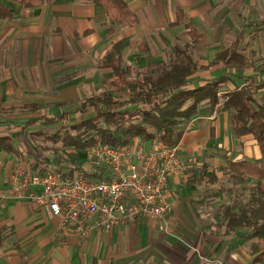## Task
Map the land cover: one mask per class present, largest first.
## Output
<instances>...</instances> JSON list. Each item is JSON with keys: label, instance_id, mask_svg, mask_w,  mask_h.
<instances>
[{"label": "crops", "instance_id": "obj_1", "mask_svg": "<svg viewBox=\"0 0 264 264\" xmlns=\"http://www.w3.org/2000/svg\"><path fill=\"white\" fill-rule=\"evenodd\" d=\"M124 1L137 22L116 24L109 34V20L97 0H49L36 7L0 0V9L12 11L0 17V135H10L20 151H0V189L7 187L14 165L29 167L25 159L34 153L24 148L26 138L44 129L36 123L22 134L21 127L32 118L74 111L81 100L99 93L113 79L99 62L119 40L129 41L122 60L137 71L174 60L176 51L184 50L199 67L188 88L225 74L229 81L222 93L243 82L235 74L239 71L223 63L207 65L238 33L245 32L241 43L258 28L264 0ZM177 12L201 33L197 44L182 24H175ZM251 74L249 68L242 76ZM217 108L202 105L185 126L177 144L185 169L168 179L170 210L163 218L136 219L111 232L95 230L81 237L46 207L26 198H0V264H250L249 248L240 237L244 231L228 232L222 222L221 209L229 201L221 200V182L228 159H257L260 150L251 135L235 138L229 112ZM74 121L72 116L69 123ZM37 124L42 129L31 130ZM78 157L87 169L85 152ZM211 174L216 177L212 183Z\"/></svg>", "mask_w": 264, "mask_h": 264}, {"label": "trees", "instance_id": "obj_2", "mask_svg": "<svg viewBox=\"0 0 264 264\" xmlns=\"http://www.w3.org/2000/svg\"><path fill=\"white\" fill-rule=\"evenodd\" d=\"M18 1L25 7H36L49 0ZM97 2L109 20V34L116 31V24L130 26L137 22L124 0ZM10 16L12 11L8 6L1 5L0 17ZM183 20V14L177 12L175 24H182L187 29L185 35L197 44L201 33ZM260 24L264 26V19ZM244 34L243 31L238 33L234 43L216 52L207 65L223 63L226 69L239 71L235 74L242 77L241 85L235 84L224 93L221 88L229 81L226 74L188 88L189 77L199 67L191 54L184 50L181 53L176 51V59L152 63L142 76L138 71L129 78L133 68L124 63L121 56L129 41L119 40L99 62V67L113 72V79L104 84L105 88L81 100L74 111L28 120L21 127L22 134L36 123H40L44 130L58 128L42 137L60 143L64 149L69 148L70 153L65 155L66 165L58 163L59 166L50 170L90 178L99 175H90L85 171L84 161H80L78 152H85L95 145L127 144L134 139L145 146L155 142L175 146L181 140L186 124L199 113L202 105L218 106L217 111L229 112L231 134L235 138L251 135L260 150L257 159L227 160L224 174L229 187L225 188L222 184V192H231L229 199H234L222 206V222L228 232L245 230L240 237L250 241V264H264V61L255 66L258 59L263 58L256 59L255 50L245 52L246 49L240 46ZM249 68L254 70L252 74L242 76ZM72 116L76 121L70 124ZM63 123L68 124L65 126ZM61 131L64 133L61 134ZM43 133L42 130L34 133L32 138ZM0 151L14 155L20 152L10 135H0ZM28 155L29 159L25 160L29 170L42 174L51 167L50 163L44 165L34 154ZM209 177L211 183L215 182L214 174Z\"/></svg>", "mask_w": 264, "mask_h": 264}, {"label": "built area", "instance_id": "obj_3", "mask_svg": "<svg viewBox=\"0 0 264 264\" xmlns=\"http://www.w3.org/2000/svg\"><path fill=\"white\" fill-rule=\"evenodd\" d=\"M85 171L99 176L40 174L14 165L1 199H23L46 207L71 231L87 237L111 232L136 219H160L170 210L168 179L185 169L178 147L138 139L115 146L95 145L85 151Z\"/></svg>", "mask_w": 264, "mask_h": 264}, {"label": "rangeland", "instance_id": "obj_4", "mask_svg": "<svg viewBox=\"0 0 264 264\" xmlns=\"http://www.w3.org/2000/svg\"><path fill=\"white\" fill-rule=\"evenodd\" d=\"M263 19H264V16L260 17V19L257 20V22L255 24H256V27H258V28L255 31L244 36L242 42L240 43V45H242V47H244L246 49L245 52L250 53L252 50H255L256 51L255 58L257 59L260 56L263 58V59H258L259 62H257L255 64V66L257 64H259L260 62L264 61V26H262L260 24L261 20H263ZM146 70L144 69V71H143V70L139 69L138 71H140V75L142 76V74ZM138 71H137V68H134L133 73L129 78L134 77L136 73H139ZM251 71H254V70H252V68H251ZM229 74L236 76V75L231 74V73H229ZM103 88H105V86H103ZM65 124L66 123H63L62 125H65ZM37 125L38 126L31 128V130H38V129L41 130L42 129L40 127L41 126L40 124H37ZM56 129H58V128L50 127V128H48V130L42 129V132H44V133L42 135L40 134L41 136L38 135V136L33 137L32 139L30 137L26 138L27 143L24 145V148L27 149V147H29V149L35 154V156L38 158V160L43 162L44 165L46 163H50L51 167H49L48 170H50V168L54 169L55 167L59 166L58 163H60V165H66L65 161H64L65 155H66V153H70L69 148L64 149L63 147L60 146V143H58V142L53 143L52 140H50V139L45 140L44 137H42L45 134H50L51 132H54ZM62 130H64V129L62 128ZM60 133L63 134L64 132L61 131ZM28 159H29V157H28ZM25 162L28 164L27 160ZM224 182H225V178L222 179L221 185L225 184V186H226L227 183L226 182L224 183ZM221 188H223V187H221ZM223 193L224 194L222 195L221 200L223 202L229 201L231 203L232 200L234 199V198L229 199V197H230L229 195L231 194V192L230 193L229 192H223ZM247 193L248 192L245 191V195H247ZM245 199L246 198H243V200H245ZM243 231L245 232V230H243ZM246 247L250 248V241H246Z\"/></svg>", "mask_w": 264, "mask_h": 264}]
</instances>
